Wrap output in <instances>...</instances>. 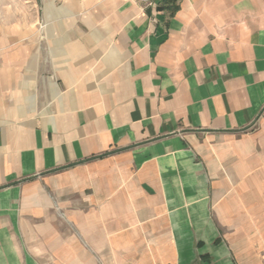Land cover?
I'll return each mask as SVG.
<instances>
[{"label":"crops","instance_id":"0c3cea01","mask_svg":"<svg viewBox=\"0 0 264 264\" xmlns=\"http://www.w3.org/2000/svg\"><path fill=\"white\" fill-rule=\"evenodd\" d=\"M27 199L70 223L29 239ZM43 254L264 264V0H45L0 25V264Z\"/></svg>","mask_w":264,"mask_h":264},{"label":"rangeland","instance_id":"374dc122","mask_svg":"<svg viewBox=\"0 0 264 264\" xmlns=\"http://www.w3.org/2000/svg\"><path fill=\"white\" fill-rule=\"evenodd\" d=\"M45 0H0V25L6 26L7 28L16 26L30 27L35 24L39 17L43 15ZM29 195V194H28ZM24 223L27 230V236L29 239H37L38 233L34 232L36 226H43L49 220L55 224H69L70 222L66 217L58 215L55 217L34 216L31 210V203L25 200L24 208ZM54 220V221H53ZM65 229V228H63ZM73 233V232H72ZM40 234L47 235V232H39ZM63 235H69L70 233L66 230L60 233ZM44 263H47L46 256L43 254Z\"/></svg>","mask_w":264,"mask_h":264},{"label":"built area","instance_id":"2783aa9c","mask_svg":"<svg viewBox=\"0 0 264 264\" xmlns=\"http://www.w3.org/2000/svg\"><path fill=\"white\" fill-rule=\"evenodd\" d=\"M140 1H142L143 3L149 6H157L162 0H140Z\"/></svg>","mask_w":264,"mask_h":264}]
</instances>
